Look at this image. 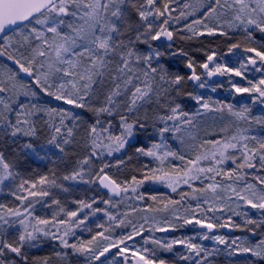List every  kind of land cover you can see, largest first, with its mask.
I'll use <instances>...</instances> for the list:
<instances>
[{"label": "snow or ice", "instance_id": "6c2138e0", "mask_svg": "<svg viewBox=\"0 0 264 264\" xmlns=\"http://www.w3.org/2000/svg\"><path fill=\"white\" fill-rule=\"evenodd\" d=\"M181 21L183 26L173 30V23ZM256 32L264 36V0H0V189L10 187L29 161L59 153L67 168L68 151L75 155L67 174L52 171L23 179L11 192L19 203H0V264H50V257H30L27 251L41 237L58 242L54 256L61 264L81 258L83 264H175L165 254L177 245L186 249L179 254L184 264H211L219 248L209 250L195 242L197 237L155 236L193 223L207 230L198 234L200 240L224 245L229 256L246 254L247 264H264V137L250 134L252 123L264 125V116H252L246 104L236 108L184 91L189 81L205 88L202 75L243 77L249 65L264 73V44L248 46ZM205 34L242 35L244 51L254 56L230 67L217 62L215 51L197 62L183 48L171 51L172 43L163 50L154 43ZM241 46L237 41L228 51ZM177 55L187 58L190 75L170 70L166 58ZM232 89L264 106V74L256 82L248 80V87L233 83ZM184 96L199 106L195 113L183 107ZM225 109L230 121L220 129L223 135L200 139L197 118ZM170 141L180 147L173 149ZM128 149L134 151L127 161L150 160L139 169L142 179L133 175L121 182L106 171L112 167L106 161ZM127 161L118 159L116 167ZM153 162L156 166L149 167ZM145 180L165 185L179 199L152 196L163 206L129 205L120 212ZM62 181L98 183L110 195L102 201L77 199L76 209L67 210L55 198V190L69 191ZM45 198L59 207L51 218L35 214L36 204L48 205ZM135 198L145 199L143 194ZM98 203L106 207L94 206ZM242 205L257 209L259 218L250 217ZM100 212L107 226L99 224L102 231L80 239L77 229ZM136 213H141L138 220L132 218ZM220 228L250 235L213 234ZM116 229L130 231L116 234ZM136 236L145 247L129 246Z\"/></svg>", "mask_w": 264, "mask_h": 264}, {"label": "rangeland", "instance_id": "374dc122", "mask_svg": "<svg viewBox=\"0 0 264 264\" xmlns=\"http://www.w3.org/2000/svg\"><path fill=\"white\" fill-rule=\"evenodd\" d=\"M172 7H177L176 4H173ZM174 13L173 15H175ZM185 22L181 21L180 24L173 23L172 29H176L178 27H182ZM232 38L228 39L224 36H208L207 34L199 37L193 38L191 41L187 40H180L176 39L174 42H167L163 37L160 41L154 42L155 44H158L161 46V49L167 48L169 43H172L171 51H175L178 48H183L185 51L189 53V55L194 59L200 54H204L205 52H211L215 51L217 53V62L221 64H226L230 67H239V61L245 60L248 56H254V53H246L244 51V44H243V36L238 34H231ZM216 40L217 43L214 45H209V41ZM237 41H240L242 46L238 49H233L232 52L228 51V48L230 44L236 43ZM261 44H264V36L260 34L259 32L254 33V42L249 44L248 46L256 47L257 49H260ZM205 56V55H204ZM185 60V57L183 56H175V57H167L166 62L170 67V70L174 74H180L183 75L184 73L180 70L179 62ZM258 60V58H257ZM197 61V59H196ZM198 62V61H197ZM260 62L258 60L257 66H259ZM198 73H203V69L197 70ZM262 74L261 72H255L253 70V66L249 65V70L245 72L243 77H236V76H213V77H207L206 75H202V80L206 82L205 88H199L196 85L192 84V82H187L185 85V92H193L196 95H203L205 98H211L214 101H220L225 104H232L236 108H240L243 105H248L252 109V116H264V106L259 104H253L249 94L243 93V94H237L232 89V84H236L240 87H248V80H253V82L258 81ZM27 79V78H26ZM231 81V82H230ZM212 88H216V91H212ZM183 101V107L185 110L189 111V113H195L197 109L199 108L198 105L195 104L194 101H192L189 97L184 96L181 98ZM53 105H59L62 107H70L67 105H63L62 102H56L52 101ZM79 111V110H76ZM202 111V110H201ZM230 121V118L228 116L227 110L223 113H204L201 117L197 118V128H196V134L200 137V139H219L223 133L220 132V129L227 125ZM242 127H249L247 124H242ZM251 135H255L257 137H264V125L252 123ZM147 143V140L145 141ZM171 146L173 149H177L180 147L178 142L176 141H170ZM82 154V150H81ZM63 156V154L57 153L55 156H51L50 159H45L43 161H36L32 162L29 161L25 164H23L19 171L20 176L17 178V180L10 186V187H3L1 189V199L3 204L7 205H16L19 202L15 200V197L11 195L12 191L16 190V186L21 183L23 179L28 180H35L38 179L40 175H46L50 174L52 171H55L58 176H62L64 174H67L71 170V164L75 160V155L71 150L68 151L67 156L65 159L69 163V167H65L64 163L59 159L58 157ZM128 156H132L131 154H117L114 157H108L107 161L112 165L109 169H106V171L109 172V174L118 181H130V176L132 173L136 171V165L134 164L133 159L131 161H127ZM118 159H124L127 161L126 164L121 165L118 169L116 167L117 160ZM175 163H179V161H175ZM154 166H156L155 162H153ZM99 165H97L98 167ZM135 166V167H134ZM230 166V165H229ZM94 179V178H93ZM251 179V178H249ZM64 186L69 189L67 193H63L60 190L56 191V199H59L61 204L60 206L64 207L67 210H75L77 205L74 201L77 199H88L95 197L97 201H102L104 199L108 198V194L102 190V188L99 186L98 183H91V184H83L73 181H62ZM187 190V189H185ZM26 194V193H25ZM129 195L132 197L131 199H126L119 207L120 212H125L129 210V205L132 207H143L145 205H153V207H162V202L153 203L150 201H147L144 199L143 201L137 200L135 197L136 195L134 193H129ZM169 198L173 199H179L176 193H172L171 195H166ZM48 201L47 206H41L39 204L36 208V215L45 217V218H51L52 214L55 212H59V207L57 205L52 204L50 198H45ZM193 206H195V201L191 202ZM100 208H105L106 205L103 203H98L97 205ZM241 210L247 211L249 216L258 219L260 216V213L257 209H252L247 206L241 207ZM115 211V210H113ZM182 211V210H181ZM141 213L133 214L132 218L134 220H138ZM151 215V213H150ZM160 215H164V213H161ZM61 218H63V214H61ZM237 223H242V219L237 217L235 218ZM99 224H105L107 226V217L102 216L100 214L96 213L94 216H89L88 220L86 221V224L83 226V230L77 229V236L80 239L87 240L90 239L92 235H94L98 231H102V229L98 228L97 225ZM251 227V226H249ZM92 229L91 232L87 231V229ZM127 231H130V229L121 230L116 229V234H121L122 232L126 233ZM201 233L197 230V225L195 223L184 225L183 227H179L176 230H174V234L170 235L168 233H155L156 237L163 238L166 240L171 239H178V238H184V237H197L196 243L203 244L205 247H207L209 250L213 249L214 247L219 248L220 251L218 254L210 257L211 264H247L246 261V254H236L233 256L228 255V250L225 248L224 245H216L214 241L212 240H200L198 238V234ZM215 235L225 236L228 239H233L237 236H249L250 233L246 231H240L238 229H235V234L233 236H228L224 232L221 231V228L217 233H213ZM145 237L149 235L148 232L143 233ZM128 244L130 247L134 246L136 248L145 247L143 239L140 238L138 241H128ZM147 247H152V245H147ZM38 246L31 248V250H34L37 252ZM54 251H60V247L55 248L53 251H43L40 250L38 253H35L32 257L37 258H43V257H50V264H61V262L54 256ZM31 253V251H29ZM111 252L115 253L116 249H112ZM29 253V254H30ZM32 254V253H31ZM179 254H186V249H184L182 246L177 245L174 248L173 253H166L165 256L169 258L172 261L177 262L178 264H184L183 261L179 260ZM130 255V254H129ZM111 258V257H110ZM72 259H75L74 257ZM117 259H121L117 257ZM254 259V258H253ZM77 264H83V260L77 262Z\"/></svg>", "mask_w": 264, "mask_h": 264}, {"label": "trees", "instance_id": "16d2710c", "mask_svg": "<svg viewBox=\"0 0 264 264\" xmlns=\"http://www.w3.org/2000/svg\"><path fill=\"white\" fill-rule=\"evenodd\" d=\"M167 42H169V41H167ZM208 43H209V45H214L215 43H217V41L212 40V41H209ZM194 59L195 60L197 59L198 62H203L206 59V57L204 56V54H200ZM186 62H187V58H185V60L183 59V61L179 62L180 70L184 73L183 74L184 76H188L191 74L190 70L186 67ZM189 82H191V81H189ZM192 84L196 85V83H194V82H192ZM133 151H134L133 149H128L126 153L132 155ZM149 160H150V158H148V157H139L138 159L136 157H133L134 164L136 165V171L131 174L130 181H131V177L133 175H135L137 177V179L143 178V175L139 171V169L142 167V165L148 164ZM149 167H155V166L153 163H151V164H149ZM197 186H199V182H197ZM137 194H143V196L145 197V199L147 201L153 202L150 199V197H152V196L168 197L166 195H169V194L171 195V189L167 188L165 185H163L161 183H155L151 180H145L143 185H141L137 188V193H135V195H137ZM1 202H2V199H1V189H0V203ZM38 205L39 204H36V208ZM97 214H98V216L100 214H102V216H105L103 212H100ZM35 243L38 246L37 252H35L34 250H31V248L27 249L28 253H30L29 251H31V253H32V254L31 253L29 254L30 257H32L35 253H38L40 250H43L44 252L50 251V250L53 251L55 248L59 247L57 241H54V240H51V239L45 238V237H41ZM175 264H178V263L175 262Z\"/></svg>", "mask_w": 264, "mask_h": 264}, {"label": "water", "instance_id": "95a60500", "mask_svg": "<svg viewBox=\"0 0 264 264\" xmlns=\"http://www.w3.org/2000/svg\"><path fill=\"white\" fill-rule=\"evenodd\" d=\"M164 39L166 40V38H164ZM101 188H102V187H101ZM102 190H103L104 192H106L108 195H110V194L107 192L106 189H103V188H102ZM197 230H198L199 232L207 231L206 229H201V228L199 227V225H197ZM218 231H219V229H216V230H214V233H217ZM221 231L224 232L225 234H227L228 236H233V235L235 234V229L221 228ZM167 233L170 234V235H173V234H174V231H173V230H170V231H168ZM143 236H144V235H143ZM140 238H141V236H136V237L134 238V241H138Z\"/></svg>", "mask_w": 264, "mask_h": 264}]
</instances>
